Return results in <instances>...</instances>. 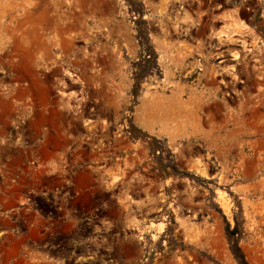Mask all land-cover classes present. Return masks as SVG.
<instances>
[{"label":"rangeland","instance_id":"374dc122","mask_svg":"<svg viewBox=\"0 0 264 264\" xmlns=\"http://www.w3.org/2000/svg\"><path fill=\"white\" fill-rule=\"evenodd\" d=\"M0 264H264V0H0Z\"/></svg>","mask_w":264,"mask_h":264},{"label":"flooded vegetation","instance_id":"af4514ba","mask_svg":"<svg viewBox=\"0 0 264 264\" xmlns=\"http://www.w3.org/2000/svg\"><path fill=\"white\" fill-rule=\"evenodd\" d=\"M227 3V2H226ZM223 7V4H216L214 7H212V10H220L221 8ZM229 10H233V9H225V10H223L221 13H219V14H216L215 15V17H214V19H213V21L214 22H219V23H221V22H223V19H222V16H223V14H225V12H228ZM222 26V25H221ZM220 26V27H221ZM240 41V40H239ZM198 42V41H197ZM224 56V54H222V53H220V55H217V57L216 58H220V57H223ZM224 60H221L220 62H223Z\"/></svg>","mask_w":264,"mask_h":264},{"label":"crops","instance_id":"0c3cea01","mask_svg":"<svg viewBox=\"0 0 264 264\" xmlns=\"http://www.w3.org/2000/svg\"><path fill=\"white\" fill-rule=\"evenodd\" d=\"M235 57V56H234ZM235 58H237V57H235Z\"/></svg>","mask_w":264,"mask_h":264},{"label":"bare ground","instance_id":"6f19581e","mask_svg":"<svg viewBox=\"0 0 264 264\" xmlns=\"http://www.w3.org/2000/svg\"><path fill=\"white\" fill-rule=\"evenodd\" d=\"M238 55V54H237ZM238 57V56H237Z\"/></svg>","mask_w":264,"mask_h":264}]
</instances>
